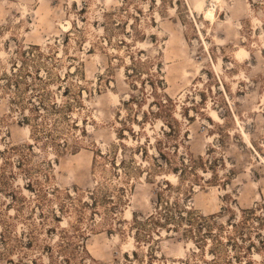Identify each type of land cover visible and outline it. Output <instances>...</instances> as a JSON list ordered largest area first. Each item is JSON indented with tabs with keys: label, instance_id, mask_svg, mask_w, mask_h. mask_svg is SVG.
I'll use <instances>...</instances> for the list:
<instances>
[{
	"label": "rangeland",
	"instance_id": "rangeland-1",
	"mask_svg": "<svg viewBox=\"0 0 264 264\" xmlns=\"http://www.w3.org/2000/svg\"><path fill=\"white\" fill-rule=\"evenodd\" d=\"M0 264H264V0H0Z\"/></svg>",
	"mask_w": 264,
	"mask_h": 264
},
{
	"label": "bare ground",
	"instance_id": "bare-ground-1",
	"mask_svg": "<svg viewBox=\"0 0 264 264\" xmlns=\"http://www.w3.org/2000/svg\"><path fill=\"white\" fill-rule=\"evenodd\" d=\"M214 2H216V1H214ZM214 2H213V3H214ZM214 4H215V3H214ZM215 5H216V4H215ZM216 6H217V5H216ZM213 9H214V8H213ZM212 15H213V10H212V8H211V9H208L207 12H206V16H207V17H211Z\"/></svg>",
	"mask_w": 264,
	"mask_h": 264
}]
</instances>
